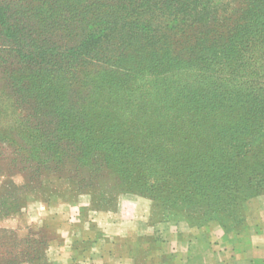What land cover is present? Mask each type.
<instances>
[{
    "label": "rangeland",
    "instance_id": "374dc122",
    "mask_svg": "<svg viewBox=\"0 0 264 264\" xmlns=\"http://www.w3.org/2000/svg\"><path fill=\"white\" fill-rule=\"evenodd\" d=\"M138 1L0 0V264H199L207 238L248 241L245 209L264 203V0H148L172 7L153 24ZM190 6L210 15L172 16ZM202 37L205 73L189 56Z\"/></svg>",
    "mask_w": 264,
    "mask_h": 264
},
{
    "label": "trees",
    "instance_id": "16d2710c",
    "mask_svg": "<svg viewBox=\"0 0 264 264\" xmlns=\"http://www.w3.org/2000/svg\"><path fill=\"white\" fill-rule=\"evenodd\" d=\"M132 1L135 2V0H132ZM147 2H148V0H140V1H138L137 4L134 5V7L138 6L140 9L145 8L146 10L144 9V10H142V13H138V14L143 15V16L145 13L148 14V17L145 19V21H148L151 24L157 22V21H155L156 19L158 20V18L153 17L154 13H158L159 15H163L165 17L164 14L166 13V11L170 12L172 9V7L170 9H168V8H165V6H163V3L165 2V4H167L169 2V0H164L163 3L160 5H157V3L150 5V4H147ZM254 7L257 8L256 4L254 5ZM208 9H210V8H205V9H202L200 12H197L196 9H191V6L186 7V8L179 7V9H178L179 12L175 11L172 16H174L175 18L179 17L182 19V21L185 20L186 18H191L192 20L205 19L210 15V11ZM139 12H141V11H139ZM242 18L247 19L246 20L247 26L245 27V29H243V26L241 27V25H239L237 28L238 32L236 33L237 34L236 39L233 40L234 44L236 45V50H237V52H239V53H237L239 56V59H238L239 70L242 68L243 63H244L243 59H241V58H244V56H242V53H241V51L244 49V45L246 48V44H250L251 46L256 44V40H255L256 34L252 33V35L248 38H247L246 34H248V32H249L248 29H252V28L256 29V26L258 23L257 22L258 12H257V10H254V11L245 10L242 14ZM239 23H240V21H239ZM243 36H244V39H243ZM223 42H224V40H223ZM206 43H208L207 38H205V37H202L200 39L196 38V40L192 44L193 48L190 47L192 49L193 53H191L189 56H191V58H193L192 62L196 63V65H193L194 63H192L191 67H193L194 69H196L197 71H200L202 73H205L207 70H209V68H210L209 64H211L212 61L215 59L212 54L206 52L208 50V49L205 50ZM238 46H239V49H238ZM183 54H186V53H183ZM181 55H177V57H175L174 59H176L178 62H182V61H180V60H182ZM155 60L157 61V64L160 63V62H158L160 60V58L155 57V58L151 59L152 62H155ZM162 60H163L162 62H164V64L166 63L169 66H171V63L173 62L172 57L171 58L167 57L166 59H162ZM177 61H174V62H177ZM187 62L189 63V61H187ZM184 65L187 66L188 64L186 63ZM193 68H192V70H193ZM233 72L235 73L236 71H233ZM184 91L185 92L183 93V95H184L185 101H187L189 103L200 102V101H205V100H206V102H207V100L209 102V98H211V95L208 94L207 89L193 91L191 88H189V89L184 88ZM219 141H220V143L225 142L224 139H221ZM244 215H245V212H244Z\"/></svg>",
    "mask_w": 264,
    "mask_h": 264
},
{
    "label": "crops",
    "instance_id": "0c3cea01",
    "mask_svg": "<svg viewBox=\"0 0 264 264\" xmlns=\"http://www.w3.org/2000/svg\"><path fill=\"white\" fill-rule=\"evenodd\" d=\"M245 226L250 235L239 247H228L217 241L210 244V238L199 247V264H264V203L252 211L245 210Z\"/></svg>",
    "mask_w": 264,
    "mask_h": 264
}]
</instances>
